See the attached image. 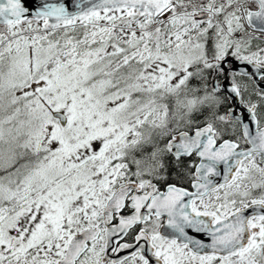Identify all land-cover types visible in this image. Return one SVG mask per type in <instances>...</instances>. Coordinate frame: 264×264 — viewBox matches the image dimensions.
Returning a JSON list of instances; mask_svg holds the SVG:
<instances>
[{
	"label": "snow or ice",
	"instance_id": "snow-or-ice-1",
	"mask_svg": "<svg viewBox=\"0 0 264 264\" xmlns=\"http://www.w3.org/2000/svg\"><path fill=\"white\" fill-rule=\"evenodd\" d=\"M0 264H264V0H0Z\"/></svg>",
	"mask_w": 264,
	"mask_h": 264
}]
</instances>
